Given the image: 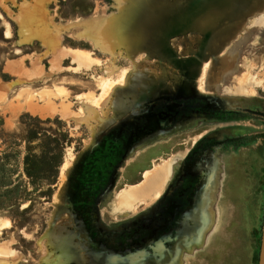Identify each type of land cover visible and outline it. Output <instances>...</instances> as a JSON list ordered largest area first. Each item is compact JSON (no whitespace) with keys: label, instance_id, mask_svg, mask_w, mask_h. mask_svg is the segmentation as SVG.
<instances>
[{"label":"rangeland","instance_id":"1","mask_svg":"<svg viewBox=\"0 0 264 264\" xmlns=\"http://www.w3.org/2000/svg\"><path fill=\"white\" fill-rule=\"evenodd\" d=\"M202 133L264 134V0H0V264H154Z\"/></svg>","mask_w":264,"mask_h":264},{"label":"crops","instance_id":"2","mask_svg":"<svg viewBox=\"0 0 264 264\" xmlns=\"http://www.w3.org/2000/svg\"><path fill=\"white\" fill-rule=\"evenodd\" d=\"M206 136L212 135L202 133L189 152ZM233 137L219 138V145L188 163L186 173L184 158L175 170L172 165L154 176L152 192L160 217L154 226V264H258L264 138L245 139L242 134L235 142ZM141 191L150 190H140V198L145 196ZM168 200L176 201L170 223L163 212Z\"/></svg>","mask_w":264,"mask_h":264},{"label":"flooded vegetation","instance_id":"3","mask_svg":"<svg viewBox=\"0 0 264 264\" xmlns=\"http://www.w3.org/2000/svg\"><path fill=\"white\" fill-rule=\"evenodd\" d=\"M228 140H230L229 138H228ZM231 140H235V139H231ZM220 141L221 140H219V136H217V135H212L211 137H205V138H203L196 146H195V148L194 149H192V151H190L189 152V154H188V156L186 157V161H185V164H184V166H183V173H186L187 171H188V168H189V164L188 163H190V162H192L194 159H196L197 158V156L201 153V152H203V151H205V150H207L208 148H210V147H212L213 145H219V143H220ZM222 141H226V139H223ZM221 141V142H222ZM237 140H235V142H236ZM173 202V203H172ZM171 202V200H168L167 201V205H165L163 208H164V210H163V212H164V214H166V218H167V221H168V223H170V221H172V219L170 220V211H171V209L173 208V205H175V202L174 201H172Z\"/></svg>","mask_w":264,"mask_h":264},{"label":"water","instance_id":"4","mask_svg":"<svg viewBox=\"0 0 264 264\" xmlns=\"http://www.w3.org/2000/svg\"><path fill=\"white\" fill-rule=\"evenodd\" d=\"M258 264H264V214H263L261 244H260Z\"/></svg>","mask_w":264,"mask_h":264},{"label":"trees","instance_id":"5","mask_svg":"<svg viewBox=\"0 0 264 264\" xmlns=\"http://www.w3.org/2000/svg\"><path fill=\"white\" fill-rule=\"evenodd\" d=\"M259 138H264V134L253 136L251 139L252 140H256V139H259Z\"/></svg>","mask_w":264,"mask_h":264}]
</instances>
